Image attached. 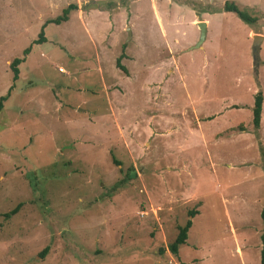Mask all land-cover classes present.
I'll list each match as a JSON object with an SVG mask.
<instances>
[{"label":"rangeland","instance_id":"obj_1","mask_svg":"<svg viewBox=\"0 0 264 264\" xmlns=\"http://www.w3.org/2000/svg\"><path fill=\"white\" fill-rule=\"evenodd\" d=\"M68 4L13 83L9 63ZM252 34L264 0H0V264H260Z\"/></svg>","mask_w":264,"mask_h":264},{"label":"trees","instance_id":"obj_2","mask_svg":"<svg viewBox=\"0 0 264 264\" xmlns=\"http://www.w3.org/2000/svg\"><path fill=\"white\" fill-rule=\"evenodd\" d=\"M76 10L75 4H68L65 8H63L61 14L53 19H48L44 21V23L41 26V30L39 31L37 37L35 40L31 42V44L23 49L22 51V57L21 58H14L9 63V69L11 71V80L13 83L18 78V65L25 60V56L29 54L31 50L32 45H39L45 42V37L43 33V29L48 24H55L59 25L60 23L66 22L68 20V16L72 11ZM223 12H230L236 15V17L241 20L243 23L247 25H253L256 22V17L252 16L247 12L245 9H240L234 2L231 1H225L222 6ZM122 54L118 56L115 59V67L119 70H121L123 73H126L125 68L120 64ZM12 89V85L8 88L6 95L0 97V110L2 109V103L8 98L9 92ZM262 100L263 97L260 92H258L254 97L253 106L251 109L252 119L251 123L253 128L257 129L259 127L260 122V113H261V107H262ZM113 163L116 165H120L118 161L115 159H112ZM16 212V208L12 209L9 213H7L6 216H10ZM194 212H190L189 215H193ZM261 218L264 223V209L261 211ZM191 227V221L187 220L185 224L182 227L178 228L177 235L173 242L168 245V251L171 255L176 256L178 252V246L183 245L185 243L187 232L189 228ZM264 230V228H263ZM261 257H260V264H264V250L261 251Z\"/></svg>","mask_w":264,"mask_h":264},{"label":"water","instance_id":"obj_3","mask_svg":"<svg viewBox=\"0 0 264 264\" xmlns=\"http://www.w3.org/2000/svg\"><path fill=\"white\" fill-rule=\"evenodd\" d=\"M196 26L198 28V39L195 42L193 46H191L189 49H196L199 48L202 42L205 38V32H206V23L204 21H199L196 23ZM128 34H129V28H127ZM252 44H251V56H252V69L256 71L259 62H260V56H259V50H260V44L263 40V36L259 34H253L251 36Z\"/></svg>","mask_w":264,"mask_h":264},{"label":"crops","instance_id":"obj_4","mask_svg":"<svg viewBox=\"0 0 264 264\" xmlns=\"http://www.w3.org/2000/svg\"><path fill=\"white\" fill-rule=\"evenodd\" d=\"M76 9H77V8H76ZM83 10H84V9H83ZM75 11H76V10H75ZM72 12H74V11H72ZM89 16H90V14H89ZM252 35H253V34H252ZM205 36H206V32H205ZM204 40H205V38H204ZM263 40H264V36H263ZM263 40H262V42H263ZM203 42H204V41H203ZM203 42H202V43H203ZM262 42H261V43H262ZM260 45H261V44H260ZM259 55H260V50H259Z\"/></svg>","mask_w":264,"mask_h":264}]
</instances>
